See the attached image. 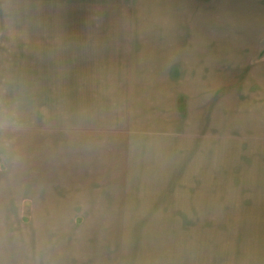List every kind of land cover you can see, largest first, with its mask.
<instances>
[{
	"label": "rangeland",
	"instance_id": "obj_1",
	"mask_svg": "<svg viewBox=\"0 0 264 264\" xmlns=\"http://www.w3.org/2000/svg\"><path fill=\"white\" fill-rule=\"evenodd\" d=\"M123 1L139 0H0V264H39L43 247L62 264H264V0L193 11L211 15L193 21L210 64L179 73L178 89L159 88L152 64L133 71L118 46L185 35L186 11ZM89 103L112 166L91 209L73 200L82 185L26 170L47 172L26 138L68 135Z\"/></svg>",
	"mask_w": 264,
	"mask_h": 264
},
{
	"label": "crops",
	"instance_id": "obj_2",
	"mask_svg": "<svg viewBox=\"0 0 264 264\" xmlns=\"http://www.w3.org/2000/svg\"><path fill=\"white\" fill-rule=\"evenodd\" d=\"M221 2L224 1L139 0L135 1V4L133 2L123 1V6L119 8L185 10V20L187 25L189 20L190 25V28L186 29L185 35H178L177 33L171 32L145 35H121L125 37H122L119 40L121 41V44H119L118 50L121 52L122 57H126V59L128 58L129 62L127 63V66H130L131 69H133V71L137 72L138 74H142L146 72L145 69H143L145 68L144 66H150V64H152L154 67H150L154 69H147V72L149 73V70H152L151 72L154 73V82L165 85L160 86L159 88L163 87L162 89H165L166 86H169L171 89H178L179 73L183 74V72H185L189 74H195V67L205 68L210 64L208 61L210 57V41H206L208 47L204 53L202 50L198 49L200 48L201 44L204 49L205 41L201 38L195 40V36L193 34V21L194 18L198 20V22L199 20L203 21L205 19H210L211 15H204L201 13L200 15L197 14L195 16L193 11L225 9V6L221 5ZM187 11H189V15L187 14ZM146 58L151 59L147 60ZM198 71H201L200 73H204L203 71L207 73V70L204 69ZM191 78L187 80V83H194V77L192 76ZM188 106L189 105L187 103V108ZM189 111V108L186 109L187 114H190ZM97 118V113H93L92 106L89 103V109H85L83 113H77L73 120H68L67 126H65L70 132L68 135L64 134L63 136H59L58 139L48 138L47 140H38L33 136L26 138V157L29 155L30 160L38 153L42 155L43 159L46 160L43 162L47 165L46 173L41 172L43 168L40 169L36 165L33 167H27V174H32V177L34 175L40 176L39 180L40 182L44 183L43 186L46 185V182L47 184L50 183L49 179H54L56 177L58 179H62L64 181V185H70L68 190L74 193L77 192L75 191V186L82 185V189L79 193L82 194L81 196H83L84 199L82 200V198H74L73 200L80 202V204H82L84 201L85 203H89L86 206L88 209L92 208L90 203L94 201L91 197L92 194L95 193V191L92 190V187L98 185V172L108 171L112 167L106 154V144L108 143L109 132L105 130L101 136L103 140L99 145ZM104 154L106 155L104 156ZM99 155H103V157L99 158ZM29 160L26 159V165L29 163ZM105 174L107 175V173ZM80 207L85 208V205ZM42 250V258L46 259V261H40L41 263L39 264H62L59 257L53 258V260L43 257V255L47 254L44 247ZM50 250H53V248ZM28 252H35L37 255L39 252V246H37V243L35 246L29 248ZM65 252L66 250L64 248L54 249V253H56L57 256H64ZM48 253H50V251Z\"/></svg>",
	"mask_w": 264,
	"mask_h": 264
},
{
	"label": "clouds",
	"instance_id": "obj_3",
	"mask_svg": "<svg viewBox=\"0 0 264 264\" xmlns=\"http://www.w3.org/2000/svg\"><path fill=\"white\" fill-rule=\"evenodd\" d=\"M0 123H3V114H2V111H0Z\"/></svg>",
	"mask_w": 264,
	"mask_h": 264
}]
</instances>
